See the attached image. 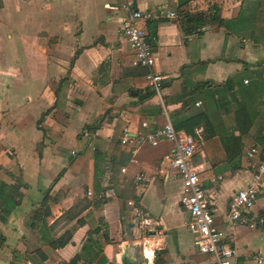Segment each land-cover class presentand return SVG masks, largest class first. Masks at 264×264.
Instances as JSON below:
<instances>
[{
  "label": "crops",
  "instance_id": "obj_1",
  "mask_svg": "<svg viewBox=\"0 0 264 264\" xmlns=\"http://www.w3.org/2000/svg\"><path fill=\"white\" fill-rule=\"evenodd\" d=\"M122 1L2 0L0 182L27 188L0 222V264H215L187 228L182 182L168 161L173 145L140 142L167 119L174 126L198 114L209 124L189 135L202 130L193 165L221 242L234 249L233 264H255L264 255V186L248 214L254 228L230 227L227 213L264 161V0H133L141 11L176 14L144 25L153 70L167 84L161 101L146 85L148 70L131 64L120 13L105 8ZM213 5L228 25L185 35L179 12ZM139 174L149 178L145 187L135 183ZM47 192L50 215L32 229ZM128 201L153 231L136 229ZM57 241L67 242L54 248Z\"/></svg>",
  "mask_w": 264,
  "mask_h": 264
},
{
  "label": "built area",
  "instance_id": "obj_2",
  "mask_svg": "<svg viewBox=\"0 0 264 264\" xmlns=\"http://www.w3.org/2000/svg\"><path fill=\"white\" fill-rule=\"evenodd\" d=\"M105 8L120 13L117 31L133 52L131 64L135 68L148 70L145 74L146 85L154 96L161 101L162 85L165 78L153 70L155 56L153 48L148 42L144 25L148 21L156 19H174L176 14L160 8L141 11L136 8L133 0H123L121 4L114 6L106 4ZM143 127H147V124L144 123ZM201 134V129L195 131L196 139L189 135L180 134L175 130L171 121L167 119L160 129L141 137L140 142H147L156 147L160 139H164L173 145V151L168 157L169 166L176 171L182 182L183 197L181 204L189 216L188 230L198 234L196 246L200 253L211 257L215 264H233L235 251L221 242L223 233L218 230L214 222L211 210L212 203L206 195L193 165L196 147L203 142ZM127 141L128 137L125 135L122 143L125 144ZM256 154L257 149L253 148L246 153V156L252 158ZM135 183L145 187L149 183V178L139 174L135 177ZM263 186L264 161L257 166L247 187L239 190L231 197L227 213L230 227L243 226L252 229L256 226V223L248 218V214L254 207ZM127 205L133 213L136 229L144 235L153 231V226L146 219L141 207L134 201H128ZM258 223L264 224V219H259ZM255 264H264V255L258 256L255 259Z\"/></svg>",
  "mask_w": 264,
  "mask_h": 264
},
{
  "label": "trees",
  "instance_id": "obj_3",
  "mask_svg": "<svg viewBox=\"0 0 264 264\" xmlns=\"http://www.w3.org/2000/svg\"><path fill=\"white\" fill-rule=\"evenodd\" d=\"M0 6H1V0H0ZM179 21L180 26L185 35H193L201 33L204 28H213V27H224L227 26V22L221 18L220 15V8L216 5H213L209 7L207 11L204 13H188L185 11L179 12ZM205 84L196 85L195 90H200ZM167 86V84H163L162 88ZM225 87L232 86L231 79L227 80L224 84L221 85ZM161 111V109H160ZM247 122L249 125L246 126V131L250 128V120L249 117L246 116ZM102 122L101 120L99 121ZM205 126L208 123L207 117L204 114H198L196 116H193L191 118L185 119L183 121H180L179 123L175 124L174 127L176 131H183L187 135H194V129L197 127H200L202 125ZM98 128V124L95 126L88 127V130L96 129ZM259 145L262 147V158L264 159V140H259ZM60 175H58L57 178H59ZM26 185H22L20 183H15L14 185H8L3 182H0V222L5 223L7 222L9 216L16 210L18 206H20L21 201L24 197V194L22 193V189H26ZM49 192V191H48ZM48 192L45 193V199L40 204V207L35 210L30 218V228L34 229L37 226L41 224H45L46 218L50 215V212L48 210L47 201H48ZM98 232V231H95ZM94 233H90L89 237H91ZM0 240L2 241V236H0ZM67 241H57L53 243V247H63L66 244ZM15 255V254H14ZM77 261L74 259L70 262V264H75ZM11 264H15L12 261Z\"/></svg>",
  "mask_w": 264,
  "mask_h": 264
},
{
  "label": "water",
  "instance_id": "obj_4",
  "mask_svg": "<svg viewBox=\"0 0 264 264\" xmlns=\"http://www.w3.org/2000/svg\"><path fill=\"white\" fill-rule=\"evenodd\" d=\"M127 226H128V227L131 226V223H129ZM123 259H124V257H123Z\"/></svg>",
  "mask_w": 264,
  "mask_h": 264
},
{
  "label": "rangeland",
  "instance_id": "obj_5",
  "mask_svg": "<svg viewBox=\"0 0 264 264\" xmlns=\"http://www.w3.org/2000/svg\"><path fill=\"white\" fill-rule=\"evenodd\" d=\"M2 7V0H1V6H0V8Z\"/></svg>",
  "mask_w": 264,
  "mask_h": 264
}]
</instances>
